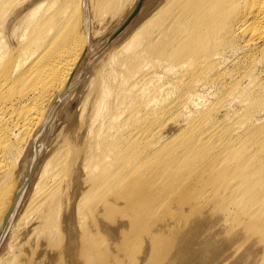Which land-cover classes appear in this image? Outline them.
Masks as SVG:
<instances>
[{"label": "rangeland", "instance_id": "obj_1", "mask_svg": "<svg viewBox=\"0 0 264 264\" xmlns=\"http://www.w3.org/2000/svg\"><path fill=\"white\" fill-rule=\"evenodd\" d=\"M20 1L24 2V4L21 5L19 12L25 10L34 0ZM57 1V4L53 3L55 0L44 1L38 17L34 20L30 29H26L27 25L25 24L18 27L14 35H12L9 33H12V31H8L9 29L11 30V28L8 29V21L3 24L2 29H5L4 43L8 45L9 49L5 48L3 50L2 61H8H6V63H9L6 65L7 67L11 66L14 61L12 54L14 44L16 46L20 41L18 45L21 47L22 44L23 46L27 39L35 36V34L37 35L40 29L42 32L46 31L45 35L53 33V31L48 32V25L42 26L37 19L49 5L51 7V3L56 6L61 3L58 8H62L66 5L65 2L67 0H59V3ZM19 2L15 0L12 5L9 3L5 7H15ZM22 2L20 3L22 4ZM72 2L70 9L75 13H73L74 19H77L75 26L77 32L72 31L71 34L74 35L76 33L74 39L78 43H82L83 47L80 59L71 76L70 84L66 88L67 93L64 98H60L61 100L56 106L59 107V110L54 113L53 120L48 121L51 117L52 105L45 109L42 122L37 126L33 137L23 143V146H25L22 147L21 151L16 152L12 148V150L7 152L8 160L6 159L3 162L4 165L3 163L0 164L2 169L4 168L2 170L0 167V184H4L12 191L20 189L29 176L32 179H30L26 187V194H24V200H22V204L19 207L17 217L12 221L14 223H9L10 225L5 229L7 230L8 228V232L6 233L4 230L6 236L2 235L3 237L0 238V264H151L155 260L154 264L158 262V264L163 262V264H264V210L260 212L257 204L256 206L253 205L254 209L252 206L250 207L252 210L257 208L260 213H256V210L254 212L249 210L248 213V210L244 212V209H242L243 215V212L239 209L241 200L239 196H236L239 200H234L232 195H228L227 191L225 192V189L227 190V187L230 186L228 189L229 194L233 191L234 195L238 193L236 192L237 189L235 190V184L237 183L236 186L239 187L238 180L241 177L240 182H244L243 178L245 180L247 175L254 176L250 174L252 173L250 172L251 169H259L264 172V152L259 153L255 157L258 160L254 159L253 164H250L245 157L237 159L236 165L218 163L220 166L217 164L218 167H215L216 162L213 164L215 166L210 165V167L216 169L210 173V167H207V169L209 168V171L207 170L208 175L205 174V177H202L201 175L206 171L203 174H196V172H200L198 168L204 166L207 160H212L215 157L220 158L219 155L215 154V151L208 152V144L203 149L200 148L199 154L187 162L185 161L186 163H183L184 161L180 163L176 161L178 165L173 163L172 170L170 167V171L165 169L168 170L166 171L168 175L172 174V176H168L169 178L166 176L168 178L167 181H172L170 182L171 184L177 182L172 184L174 187L172 186L173 189L171 187V190L164 189V187L159 190L165 184L154 188L148 184L152 178L150 175L161 170L159 165L155 166L156 170L154 172L149 173V182L144 179V170L142 172L139 171L142 176L139 175V172H135V168L137 169L144 162L143 151L147 150L146 141L138 140L135 143L136 140L123 136L125 134L119 131L120 127L117 128L122 123L130 124L129 128L132 127L130 123L131 114L129 115L131 113L130 110L133 109L132 105H128L130 107L128 108L129 110L126 109L128 110L127 113L129 112L128 115L125 111L126 114H122L123 118L121 116V120L116 122L118 124L121 122V124L116 125V123H113L110 127V117L121 112L120 110L115 112L117 110L115 107L120 101L119 97H117L120 93L117 85L118 83L120 85L121 81L120 78L118 79L119 82L114 81V75L111 74L112 70L120 72V75H123V72L126 74L125 72L127 71L125 69L127 66L122 67V63L131 59V56L136 53H144V50L150 56L149 52L152 51L150 46L154 44L161 45L157 48L160 51L152 52L156 56L155 58L158 59H162L165 53L173 50L180 52V54L184 50L185 52L187 50V53L189 50L194 52V48L202 44L204 37L201 38L202 36H200V39L194 42H191L192 39L185 40V43L174 47L169 43L171 33L168 31L164 35V42L152 41L154 36L152 37L151 35L154 34L155 29L158 26V29H165L166 25H168L167 23L172 21L173 16L170 18L168 14L181 12V10H177L175 1L169 3V0H72ZM53 4L52 7L54 6ZM63 4L64 6H62ZM5 7L3 8L5 9ZM225 9H222L219 16L212 17L214 33L212 38L208 40V42L214 41L215 46L222 49L220 60L217 59L218 62L213 64L216 67L213 70L211 69V72L201 76L197 75L196 72L195 74L189 72L181 84H178L177 81L184 71L187 72L185 70L186 66L178 71L166 74L167 76L165 77L168 101L172 102L173 99H177L178 95L192 91L200 95L201 103L198 106L189 105L187 111L182 114L175 110V106H169L165 111L167 114L161 116V118L155 117L148 121H144L145 118H143L139 119L136 124L138 127H150L149 131H152L155 127L159 128L162 136L170 138L169 146L172 147L173 141H175L174 145H180L179 147L183 150H179L178 153L181 154L189 152L191 149H184L181 146L190 140L197 142L195 137H193V133L196 131L189 128L191 126L188 127L192 120H197L196 124L200 128L203 127L205 129L210 124L208 123L210 119H212L213 125L218 127L219 134H221L220 136L218 134L219 138L224 137L222 139L227 141V138H233V136L237 138L241 132L239 133L236 130V126L244 124L243 131L246 129L245 127H250V131L256 132L258 135L257 139H253L256 144H253L250 148L258 150L257 148L261 147L262 144L264 146V40H260L256 45H248L246 39L244 41L245 36L243 37L241 32H232L229 22L233 20L235 13L231 11V8L229 9L230 12H224ZM69 15L72 17L70 13L65 15L67 17V19L65 18L66 21L70 19ZM83 15L87 16V25H84ZM117 26L119 28L115 29ZM66 29L63 27L61 34ZM128 30L130 31L128 32ZM66 32L68 33L60 34L61 39L66 38L65 36L69 34L68 30ZM123 32L125 33L123 34ZM24 34L29 36L27 38V35H25V40H21ZM231 35L233 38H231ZM115 37L116 39L119 38V40L117 39L116 41ZM133 43L136 44L135 47L127 49ZM162 45L166 47H162ZM45 46L42 47V50ZM114 53L116 60L112 66L107 63L111 59L110 56ZM144 55L146 54L144 53ZM35 56L26 61L21 71L29 67ZM138 60L135 59L128 67L132 69L133 66L137 67L139 63L143 62V59ZM146 62L142 63L141 66L146 64ZM173 63L176 64V61H173ZM149 66L151 64H148L143 69L145 70ZM19 73L14 75V81ZM197 80H200L201 84L196 85L195 82ZM101 82L112 87L113 91L108 104V107L111 108L110 111L113 110L110 113L111 116L109 115V118L104 119V123L103 118H100L102 120L101 123L104 125L100 124L101 120L97 118L96 113H93V111L96 112L97 110ZM26 84L10 82L6 88L2 87L4 91L0 89V98L19 99L23 97L24 85ZM58 95L59 93H56L55 98ZM23 103L21 101L19 105ZM125 103L128 104V101ZM164 103L165 99L161 101L160 106ZM113 104L116 105L110 107ZM123 107L125 108L124 105ZM150 107L141 106L140 117H142L141 114L148 113ZM189 112L194 113V115L190 114V116L195 117L190 118L187 116ZM206 112L209 113V116L206 115ZM124 116L127 118L126 120ZM202 116L204 119L208 117L207 123L201 120ZM92 117L95 118L93 119ZM109 120L110 122L107 125ZM245 120L248 121L249 125H247ZM98 121L99 123H96ZM200 121H203L202 124ZM94 123L97 126L100 125L99 127L101 125L102 127L104 126L103 130L101 129L102 132H98L100 128L97 129V126L93 125ZM105 124L110 127V130L108 127V132ZM90 125L93 126L94 130ZM160 125L161 127H159ZM197 125L196 129L199 128ZM113 126H115L116 131L114 128V131L111 132ZM91 130L95 131V134ZM16 132L9 135L10 143L13 147H15V144H19L17 142L19 137L14 134ZM177 136L178 139L176 140L175 137ZM117 141L119 142L117 143ZM111 144H113L112 147ZM190 147L194 148L191 142ZM165 151L161 156L166 155L167 150ZM104 156L106 158H103ZM172 156L173 158L176 157V159L178 157ZM237 156L231 155L230 150L226 153L227 159H234ZM90 158L92 161L90 160L89 163L96 166L94 169L98 168L97 170L93 171L94 166L87 163ZM120 158H133L135 160L134 167H128L131 168L128 170H126L127 167L121 166L118 168ZM167 158L169 156H166ZM33 159L34 162L32 164L31 161ZM112 159L117 163H112V169L110 166L111 171L110 169L108 171L104 170L103 165L107 161H112ZM136 159L143 161L138 164ZM85 163L89 164V166L91 165L89 168L92 171L85 170V166L87 167ZM195 164L197 167L200 166L197 168ZM27 168H29V172ZM124 168L125 171H122ZM128 171L131 174L127 176L122 185L131 182V180L135 184L136 178L138 180L140 178L139 181L143 179L146 181L147 186H149L148 189L147 187H141L142 182L144 183L143 180L139 183L140 185L138 184L139 188L137 186L139 192L136 188L134 190L130 183L129 186L126 185L125 189L121 185L120 187H110V190L113 188L112 193L116 189L120 190L122 188L124 190L121 189L123 195L119 192L121 195H117L118 197H116L117 192L115 191L110 196L109 187H104L110 191L108 195L106 194L109 197L104 196L102 193L103 191L107 193L106 189H102L101 193L93 191L94 186L92 187V185L95 184V181L96 183H101L108 177H120L124 172ZM175 171V175L179 179L177 176V179H175L176 177L173 174ZM27 172L28 175L26 176ZM89 172L91 173L89 174ZM160 173L152 175V185H155L157 181V184L159 182L160 184L166 183V178L162 176L164 173L161 171ZM197 175L200 177L198 178ZM90 176H98V179L92 178L93 182ZM159 176L160 180L162 178H165V180L162 179L161 182ZM155 178L158 180L155 181ZM170 178L172 179L170 180ZM233 180L236 183L234 182V186L231 187L232 185L230 184ZM257 183L264 187V180L257 181ZM177 184L179 185L176 187ZM169 186L171 185L169 184ZM150 188L153 189H151L152 192L149 191ZM129 189L134 190L135 193L138 192L137 195L139 194L138 198H140L138 199L135 193L131 190L129 191ZM157 190L160 192H155ZM215 192H218V194ZM131 194L134 195L132 196ZM45 197L47 198L44 199ZM252 203L250 202V204ZM261 206L259 205L260 209ZM149 208L152 209L147 213L145 210H149ZM254 213L256 214L251 215ZM181 238L182 240H179ZM157 239H159V242ZM181 241L183 242L181 243ZM154 242L158 243L155 244ZM173 243L174 246L172 245ZM171 249L175 250L176 252H174L177 255L171 253ZM261 256L263 257L261 258ZM246 257L250 260L249 262ZM161 261L162 263H160Z\"/></svg>", "mask_w": 264, "mask_h": 264}, {"label": "bare ground", "instance_id": "obj_2", "mask_svg": "<svg viewBox=\"0 0 264 264\" xmlns=\"http://www.w3.org/2000/svg\"><path fill=\"white\" fill-rule=\"evenodd\" d=\"M14 1L15 0H0V71L2 70L0 72V89L2 90V87L6 88L7 86H9L10 82H21L23 84L27 83L28 85L27 84L24 85L25 86L24 96L20 97L19 99H6L3 97L0 98V164H2L6 159L8 160L7 152L12 150V148H14L16 152L21 151L22 147L25 146V145L23 146V143H26L28 141V139H31L33 137L37 126L40 125V123L42 122V119H43V116L45 113V109L49 106L51 107L52 105L53 106L51 108V113H50L51 117L48 119V121L50 122L51 120H53V118L55 116L54 113L58 112V110H59V107H56V106L59 104V102L61 100L60 98H62V97L64 98L66 93H67L66 88L70 84L71 76H72V74L76 68L78 60L80 59L82 47H83L82 43H78V41L76 39H74L76 37L75 36L76 33L74 35L71 34L72 31L77 30L75 28L77 19L76 20L74 19L75 13L73 10L71 11V9H70L71 8L70 4L73 3L72 0H67L65 2L66 5L64 6V4H65L64 3L62 5L64 7H62V8H58V6L61 3L58 6L55 5V4H57L56 3L57 0H55V2H53L55 4L51 3V7L49 5L45 9L44 13L39 17L40 20H39V18L37 19L42 26L48 25V32L53 31V33L51 35H45L46 31L42 32V30L40 29L38 31L37 35L35 34V36H31L29 39H27L29 35L24 34L22 36L21 40H25L24 37H25V35H27V38H26L27 42H25V44H23V46L21 44V47L18 45V44H20L19 40H18L19 41L18 44L16 42V44H17L16 46L14 44V47L12 48V54L14 57V61L12 62L11 66L9 65L7 67L6 65L9 64V63H6L7 60H5L4 62L2 61L3 56H4L3 50L5 48L6 49L8 48V45L6 43H4L5 29H2L3 24L6 21H8V23H9L8 29L11 28V30L9 29L8 31H12V33L9 32L12 35H14L15 30L18 27L24 26L25 24L27 25L26 29H30L33 26L34 20L38 17L40 9L42 8L45 0L44 1L34 0L25 10H23L21 12H19L18 10L22 7L21 5H23L24 2L20 1V2H22V4H21L19 2V0H18V2L20 4L18 3V5H15V7H13V6L11 8L5 7V5H8L9 3H11V5H12V3ZM24 1H26V0H24ZM52 1H54V0H52ZM83 1H85V0H83ZM173 1H175L174 3L177 4L176 5L177 10H181V12H174V14H173V12L169 13L168 15L170 18L173 16L172 21L168 22V23L166 21V23L168 25H166L165 29H161V28L158 29L159 28V26H158L155 29V31L153 32L154 34L151 35L152 37L154 36V39L152 41L164 42V39H165L164 35L169 31V33H171V40L169 41V43L174 47L178 46L179 44L185 43L184 42L185 40H191L192 39L191 42H194L195 40L200 39V36H202L201 38L204 37L202 44L195 47L193 50L194 52H191L189 50V52L187 53V50H186V52L184 50V52L181 53L182 55L180 54V52H176L174 50L167 52V53H165V55L163 56L162 59L155 58L156 56H154L152 54V52L160 51L157 48H158V46H161V45H158V44H154V45L150 46V49L152 50L151 52H149L151 54L150 56H148L149 54L147 55L148 52H145V50H144V53L146 55H144V53H141V52L139 54L136 53V54L132 55L131 59L122 63V67H124L125 65L127 66L125 69L127 71V72H125L127 75L124 74V72H123V75L122 74L120 75V72H117L115 70H112V72H111V74L114 75V77H113L114 81L119 82L118 81L119 78L121 81V84L119 85V83H118V85H117L118 88L116 87L118 90L120 89V93L117 95V97H119L120 101L118 104L116 101H114V103H116L118 105L117 106L115 104L116 105L115 108L118 110V111L116 110L115 112H119V110L121 112L118 113V115H115V113H114L115 116H113V115L111 116L110 113L113 110L110 111L111 108L108 107V104H109V98L112 95L113 91H112V87L104 85L103 82H101V85H100L101 89L98 88L100 90V95H99V98H98L99 100H98V104L96 107L97 110H96V112L93 111V113L97 114L96 116H97V118H99V120H101L100 118H103V123L105 121L104 119H107V117L109 118L111 116L110 117V120H111L110 127H111L113 125V123H116L119 120H121L120 119L121 116L123 118L122 114H126L127 111L129 110L128 108H130L129 106L132 105L133 109L130 110L131 113H129V112L128 113H129V115L131 114L130 123L132 124L133 128L132 127L129 128L130 124H125V123L121 124V122L119 123V124H121V126L118 123H116V125H119V126H117V128L120 127L119 131H122L123 134H125L123 136H127V138H129L131 140H136L135 143H137L138 140H142L144 142L146 141L145 146L147 147L146 148L147 150L143 151L144 162H142L143 160L139 161V159H136L138 164H140V162H142V163H141L140 167H137V169L135 168V172L136 171L142 172V170H144L145 175L143 174V176H145L144 179L147 180V182H149L148 181L149 173H152V172H154V170H156V168H155L156 165H159L161 167V170H158V173H153L154 175L161 174L160 171L164 174H167L166 171H168V170H165V169H169V167H170V169L172 170L173 169V167H172L173 163H175L176 165H178V163L176 161H179V163L181 161L182 162L184 161L183 163H186L188 160L196 157L199 154L198 151L200 150V148L203 149V147L207 146L208 144H209L207 146L209 149L208 152L210 153V151H215V154L219 155L220 158L215 157L212 160H209V161L207 160V163L204 166H200V165H199L200 167L198 166L200 169L195 164L196 165L195 167H197L198 170L200 171V172H196V174H198V173L203 174L206 171L203 174L204 176L201 175L202 177H205V174L208 175V171H209L208 169L209 168L207 169V167H210V165H213L216 162H217L216 166L213 165L215 167L220 166L218 163H220L222 165H226V164L236 165L237 159L245 157L246 160L248 162H250V164H253L255 157L259 153L264 152L263 144L261 147L258 146L259 148H257L260 151L255 150V148L254 149L250 148V147H252L253 144L254 145L256 144L253 139H257L256 137L258 135L256 132L250 131L251 130L250 127H245L246 129L243 131L244 124H240L241 126L236 124V125H238V126H236V130L239 133L241 132V134L238 135L239 134L238 133L237 138H235L236 136H233V138H227L228 139V141H227L226 139L225 140L222 139L224 137L219 138V136L221 134H219L218 127L213 125L212 119H210V121L208 122L210 124L208 126H206L207 128L205 127V129L203 127H202L203 129L200 128L196 124L197 120L196 121L192 120L193 122L190 121V123L187 121L189 123L188 127L191 126L189 128H192L194 131H196L193 133L195 135V136L193 135V137H195L197 142L195 143V141L190 140L185 145L181 146V147H184V149L191 148L189 150V152L182 153V154L178 153L179 150H183L179 147L180 145L179 146H178V144L174 145L175 141H173L172 147L169 146V142H170L169 139L170 138H168V137L166 138V137L162 136L159 132L160 131L159 128L155 127L152 131H149L150 127H147V126L146 127H138V126H136L139 119L145 118L144 121H148V120H152V118H155V117L161 118V116L166 115L167 113H165V111H166V108L167 109L169 108V106H175L176 109L175 108L174 109L182 114V113H185L187 111L189 105L190 106L191 105L198 106L201 103L200 95H198L197 93H193L192 91L185 92L183 94L178 95L177 99H173L172 102L168 101L169 98L166 96V93L168 91L167 90V81H166L165 77L167 76L166 74L174 72V71H178L179 69H182L184 66H186L187 69L185 68V70L187 72L184 71L183 75L180 76L178 78V81H177L178 84H181L182 82H184V80H185V78L189 72L190 73L193 72L194 74L196 72L197 75L201 76L202 74L211 72V69L213 70L216 67L213 64H215L216 62H218V60H220L219 57H220V54L222 52V49L217 48L215 46L214 41L208 42V40H210L212 38V35L214 33V23H213L212 17L219 16L222 12V9L226 8L224 10V12H227V11L230 12L229 9L231 8L232 9L231 11L235 13L234 14L235 17L233 18V20H231L229 22L231 30H233L232 32H236V31L241 32L243 34V37L245 36L244 41L246 39V43L248 45H256L260 40H262V39L264 40V0H183V2H181V0H169V3L173 2ZM57 2L59 3L60 1L58 0ZM52 4L54 5L53 6L54 8L52 7ZM85 4H86V2H85ZM55 6H56V8H55ZM3 7H5V9ZM105 7H106V5H105ZM172 7H173V4H172ZM67 13L72 14V17L69 15L70 19L68 18L69 19L68 21H66L67 17H65V15ZM137 16H136V18H137ZM64 19H65V21H64ZM83 19H84L83 21L85 23L84 25H87V23H88L87 22V16L83 15ZM68 22H69V25H71L72 27L68 25ZM130 25L133 26L134 24H130ZM132 26H131V28H133ZM63 27H64V29L67 28L63 34L68 33V32H66L67 30L69 31V34H67L65 36L66 38L61 39L60 36L63 35V34H61V32H62L61 30L63 29ZM70 28H72V29H70ZM117 28H119V27L117 26L115 29H117ZM129 31L130 30H128V32ZM124 33L125 32H123V34ZM242 34H240V35H242ZM120 35H122V34H120ZM231 38H233L232 35H231ZM115 39H116V37H115ZM117 39L119 40V38H117ZM117 39H116V41H117ZM80 42H81V39H80ZM113 43H112V45H113ZM135 45L136 44L133 43V44L129 45L127 49H132L135 47ZM43 46H45V48L42 50ZM162 47H166V46L162 45ZM37 51H39V53H37ZM98 52H99V50H98ZM34 56H35V58L30 63L29 67L27 69H25L24 71H21V68L26 63V61L29 60L31 57H34ZM110 57H111V59H109L107 64L110 63L113 66V64L115 63V60H116L115 53L112 54ZM135 59H137V60L143 59V62L139 63V65L137 67L133 66V68L131 69V67H128V66L131 65ZM179 59H181L182 61ZM197 59H198V62H197ZM11 60H13V59H11ZM145 61H147L146 64L141 66L142 63H144ZM173 61H176V64H174ZM148 64H151V66H149L147 69L144 70L143 68L146 67ZM204 69H206V70L200 71V70H204ZM18 72H20V73H19L17 79L14 81L13 80L14 75H16ZM117 74L120 75V77H118ZM203 82H202V84H203ZM195 84L199 85V84H201V81L197 80L195 82ZM26 86H28V88H26ZM7 89H9V88H7ZM68 90H69V88H68ZM2 91H4V90H2ZM56 93H59V95L55 98ZM164 99H165V103L160 106L161 101ZM24 100H26V101H24ZM114 100H116V99H114ZM117 100H118V98H117ZM21 101H23L24 103L19 105V103ZM127 101H128V104L125 103ZM126 104H127V106H126ZM54 105H55V107H54ZM115 105L113 104L110 107H112V106L114 107ZM123 105L125 106V108L123 107ZM143 105L146 108L150 107V106H152V107H150V110L148 113L141 114L142 117H140V115H139L140 111H141L140 107ZM115 108H113V109H115ZM126 109H128V110H126ZM125 111H126V113H125ZM191 112H189V114L187 116H189L190 118L195 117V116H192V115H194V113H191ZM207 112H206V115L209 116V113H207ZM128 113H127V115H128ZM190 114H192V115L190 116ZM201 114H202V112H201ZM92 115H94V114H92ZM228 117H229V115H228ZM124 118H125V116H124ZM188 118H187V120H189ZM207 118L208 117H206V119H204V117H203L201 120H204L207 123V121H208ZM126 119L127 118H125V120ZM110 120L107 122V125L109 124ZM230 120H231V116H230ZM246 120H247V118H246ZM242 121H243V119H242ZM91 122H93V121L91 120ZM101 122H102V120L100 121V124L104 125ZM200 122L202 124L203 121H200ZM246 122H247V125H249L248 121H246ZM96 123H99V121ZM96 123H94L93 125L95 126ZM102 125H101V127H99L100 125L99 126L96 125L97 129L100 128V131L97 130L98 132H102L103 127H104V126L102 127ZM107 125H106V128H107V132H108L109 126H107ZM196 125L199 127L198 129H196L197 128ZM110 127H109V130H110ZM159 127H161V125ZM91 128L93 129V126H91ZM114 128H115V126H113V129L111 130V132L114 131ZM15 131H17L16 133H14L15 136L19 137L18 138L19 141H17L19 144H17V145L15 144V147H13L12 144L10 143V136L9 135H10V133H13ZM115 131H116V128H115ZM117 131H118V129H117ZM93 133H91V135H93ZM109 134H110V132H109ZM109 134H108V136H109ZM218 134H219V136H218ZM101 136H102V134H101ZM110 137H111V135H110ZM175 139L177 140L178 136L175 137ZM118 142L119 141H117V143ZM190 142L194 148L190 147ZM129 143H134V142H129ZM106 146H108V145H106ZM112 146H113V144H111V147ZM143 148H145V147H143ZM165 150H167L166 155L161 156L162 154H164L166 152ZM229 150H230L231 155H234V156L238 155V156L234 159H227L226 153ZM217 151L219 154L217 153ZM34 153H33V155H34ZM107 155H109V154H107ZM107 155H105V156H107ZM172 155L178 156L177 159H176V157L173 158ZM105 156L103 158H106ZM166 156H169V158L166 159ZM260 157H261V155H260ZM109 159H110V157H109ZM256 159L258 160V158H256ZM90 160H91V158L89 159V161L87 163H89ZM31 162L33 164L34 159ZM31 162H29V163H31ZM99 162H101V161H99ZM114 162H116V161L115 160L113 161V159H112V161H109V162L107 161L106 164L103 165L104 170L106 169V171H108V169H110V166L112 169V166H113L112 163H114ZM118 162H120V165L118 166V168H120L122 166V167H127L126 170H128V169H131L132 167H134L135 160L133 158H130V159L120 158ZM87 163H85V165H87V167L85 166V170L89 171L90 170L89 167H91V165L89 166V164H92V163H89V164H87ZM104 163H105V159H104ZM217 164H218V166H217ZM3 165H4V163H3ZM107 165H109V166H107ZM34 166H35V164H34ZM193 166H194V164H193ZM95 167L96 166L93 167V171L98 169V168L94 169ZM103 167H102V172L104 171ZM128 167H131V168H128ZM1 169H2V167H1ZM27 169L29 172V168H27ZM111 169H110V171H111ZM170 169H169V171H170ZM214 169H216V168L210 167L209 172L211 173L212 170H214ZM250 169H251V167H250ZM90 171H92V170H90ZM100 171H101V169H100ZM122 171H125V168ZM130 171L124 172L122 174V176H120V177L119 176L116 178L108 177L107 179H105L101 183L100 182L96 183V181H95V184L92 185V187L94 186L93 191H96V193H97V192H100L102 189L105 190L107 187H109V190H110V187H113V188L115 186L120 187V185L122 188L125 189L127 187L126 185L129 186V183H130V185L132 184V186L134 187V190H135V188H136V190H138L137 186L139 188V185H140L139 183L144 180L143 179L142 181H139L140 180L139 177H138L139 180L136 178L135 184H134V181L131 180V182H127L125 185H122L125 182L127 176L131 174ZM28 172L25 174L26 176L28 175ZM247 172L249 173V171H247ZM250 172H252L250 174H252L254 176L251 177V175L249 176V175H247V173H246L247 177L242 175L243 177H246V178H245V180L243 178L244 182H240L242 177L240 178V180H238L239 181L238 182L239 187L236 186V184H237L236 179H235L236 181L233 180V182L230 184V185H232L231 187H233L234 184L236 183L234 187H235V190L237 189L236 192H238V193L235 192L236 194L234 195V191H233V192H230V194H229L228 189L230 186L227 187L228 188L227 190L225 189V192L227 191L228 195H232L234 200H237L238 197H236V196H239V199H241L239 202V209H241L242 212H243L242 209H244V212H247V210H248V213H249V210L251 211L252 208L254 209L253 205L256 206L257 204H258L257 208L261 212L264 210L263 209V207H264V187L260 186V184H258V183L256 184V182L264 180V172H262L259 169L258 170L251 169ZM90 173L91 172H89V174ZM168 173H170V172H168ZM175 173H176V171L173 174L175 175ZM105 174H109V173H105ZM153 174L150 175L152 177V178L150 177L151 182L153 181L152 180ZM164 174H162V176L165 178H166V176L167 177L172 176V174L171 175L170 174L164 175ZM139 175H140V172H139ZM140 176H142V175H140ZM176 176L177 175H175V177ZM97 177H91L90 176L92 181H93L92 178H95V180H96ZM103 177H105V176H103ZM177 177L175 179H177ZM197 177H198V175H197ZM165 178L164 179L162 178V179L165 180ZM168 178H166V181H165L166 183L160 184V182H159L158 183L159 185H158L157 184L158 181H157L155 185H152L151 182H149L148 184H150L149 186H151V187L153 186V188L157 187V186L160 187V185L165 184L164 186H161L162 188L160 187L159 190L163 189V187H164V189H170L173 186L172 184H174V183L176 184L177 181L173 178L174 181H176V182L171 184L170 182H172V181H167ZM30 179H31V176H29L28 179L26 178V181L22 184V187H20V189H18L17 191L16 190L12 191V190H10V188H7L4 184H0V238L3 237L2 235H5L4 230L6 229L7 226L10 225L9 223H12V221H14L15 218L17 217L19 207L22 204V200H24L23 199L24 194H26L25 190H26V187L28 186ZM134 179H135V177H134ZM171 179L172 178H170V180ZM178 179H179V177H178ZM145 180H144V183L142 182L141 187L142 186L147 187V189H148L149 186H147L148 184L146 183ZM156 180H158V179L155 178V181ZM159 180H160V176H159ZM201 183H199V184H201ZM240 183H242V184H240ZM169 184L171 186H169ZM179 184H177L176 187ZM30 186H31V184H30ZM104 187H106V188H104ZM166 187H168V188H166ZM173 187L171 189H173ZM113 188H111V190H110L111 192L107 189H106L107 193L106 192L104 193V191L103 192L101 191V192L104 194V196L106 194L108 195V192L111 193L110 196H112L113 193L117 192L118 194L116 193V197H118L117 195L122 194L121 193V191L123 190L122 188H120V190L116 189V190H114L115 192L113 191V193H112ZM151 189L152 188H150L149 191L152 192L153 189L152 190ZM230 189H234V188H230ZM130 190L132 191V189H129V191ZM134 190L132 192H134ZM159 190H157L155 192H160ZM119 192L121 194H119ZM138 192H139V190H138ZM138 192H136V193L134 192L137 198L139 195V194L137 195ZM155 192H154V194H155ZM215 193L218 194V192H215ZM98 195H100V194H98ZM107 197H109V196H107ZM136 197H134V198H136ZM46 198L47 197H45L44 199H46ZM150 200H151V198H150ZM254 201H255V203H254ZM250 202L251 203L253 202L254 204L253 203L250 204ZM256 202H258V203H256ZM259 205H262L261 206L262 210L260 209ZM250 206H252V208ZM257 208H255L256 211L255 210H252V211L253 212L255 211L256 213H260ZM143 209H145V208H143ZM151 209L149 208V210L147 209L148 211L147 210H145V211L147 213H149ZM245 209H246V211H245ZM137 210H134V211H137ZM143 212H144V210H143ZM244 212H243V215H244ZM256 213L251 214V215H255ZM8 230H9L8 228H7V230H5L6 233L8 232ZM158 233H160V232H158ZM154 235H156V234L154 233ZM260 238H262V237H260ZM157 240L159 242V239H157ZM179 240H182V238ZM158 242H156V243H158ZM182 242L183 241H181V243ZM163 245H165V244H163ZM163 245H161V246L165 247ZM172 245L174 246V243ZM158 249H159V247H158ZM171 250H172L171 253H173V254L176 252L175 250H174L175 251L174 252L173 249H171ZM198 254H199V252H198ZM262 257L263 256H261V258ZM246 259H247V257H246ZM176 260H177V258H176ZM247 261L249 262L250 260L247 259ZM155 262H156V260L154 262L152 261L151 264L152 263L154 264ZM158 263H156V264H158ZM160 263H162V261Z\"/></svg>", "mask_w": 264, "mask_h": 264}]
</instances>
